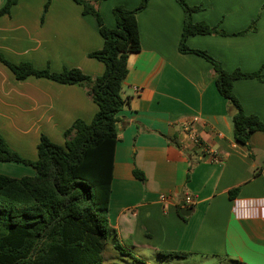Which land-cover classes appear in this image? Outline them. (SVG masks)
Listing matches in <instances>:
<instances>
[{
  "label": "crops",
  "instance_id": "obj_1",
  "mask_svg": "<svg viewBox=\"0 0 264 264\" xmlns=\"http://www.w3.org/2000/svg\"><path fill=\"white\" fill-rule=\"evenodd\" d=\"M6 1L0 0V9ZM139 2L102 0L97 8L104 24L115 28L112 9L132 10ZM186 2L200 7L193 23L226 34L189 36L188 48L206 52L227 72L254 73L264 66V0ZM45 3L17 0L0 16V54L52 73L76 68L102 75L104 64L88 57L103 45L95 19L72 0H51L44 11ZM254 20V32L237 35ZM136 22L140 50L128 56L120 91L124 105L117 115L107 215L114 234L103 264H264V223L231 213L234 198L264 199V133L250 134L247 145L234 141V109L219 95L212 65L178 50L184 13L175 0H149ZM232 92L245 114L264 123V79L237 80ZM97 111L85 87L17 80L0 62V135L22 158L37 159L41 136L63 145L64 132L76 120L90 123ZM173 137L178 146L166 139ZM34 173L27 165L0 162L3 175ZM187 195L194 204L182 216ZM166 252L188 256L166 258Z\"/></svg>",
  "mask_w": 264,
  "mask_h": 264
},
{
  "label": "trees",
  "instance_id": "obj_2",
  "mask_svg": "<svg viewBox=\"0 0 264 264\" xmlns=\"http://www.w3.org/2000/svg\"><path fill=\"white\" fill-rule=\"evenodd\" d=\"M51 0H46V11ZM91 15L103 40L101 49L88 54L104 64L97 77L79 69L52 73L36 69L30 63L13 64L0 54V62L17 80L45 78L59 84L85 87L98 111L90 123L76 120L64 132V144L57 145L41 136L37 159L29 161L13 151L0 135V162L30 166L33 176L14 178L0 174V264H103V251L114 233L109 227L108 210L111 193L114 153L118 142L117 115L124 100L120 96L128 73L127 59L140 50L136 15L149 0H140L132 10L115 6L112 14L115 28H108L98 11L102 0H72ZM184 13V26L179 52L193 53L212 65L219 95L234 109L233 138L247 145L250 134L264 133V123L255 115H247L232 92L233 83L243 79H264V66L254 73L240 70L227 72L206 52L186 46L193 35H226L205 23H193L191 16L200 7L189 6L186 0H175ZM17 0H7L0 16L9 13ZM256 20L237 35L254 32ZM178 146L175 137L166 138ZM133 176L144 182V174L133 170ZM122 252L119 246H115ZM166 258H186L178 252L161 253Z\"/></svg>",
  "mask_w": 264,
  "mask_h": 264
},
{
  "label": "built area",
  "instance_id": "obj_3",
  "mask_svg": "<svg viewBox=\"0 0 264 264\" xmlns=\"http://www.w3.org/2000/svg\"><path fill=\"white\" fill-rule=\"evenodd\" d=\"M196 121V119H193ZM189 124H184V129L189 130ZM193 134H190L192 136ZM164 200L165 197H162ZM184 205L191 208L194 204V200L191 196L187 195L184 198ZM231 213L236 219H257L264 223V199H232Z\"/></svg>",
  "mask_w": 264,
  "mask_h": 264
},
{
  "label": "water",
  "instance_id": "obj_4",
  "mask_svg": "<svg viewBox=\"0 0 264 264\" xmlns=\"http://www.w3.org/2000/svg\"><path fill=\"white\" fill-rule=\"evenodd\" d=\"M180 206L182 207L180 209V213L182 216H188L191 213L192 210L190 208H188V209L184 208V203H180Z\"/></svg>",
  "mask_w": 264,
  "mask_h": 264
}]
</instances>
